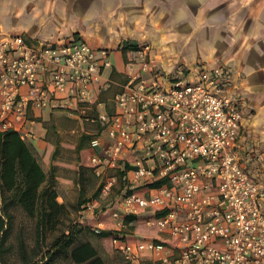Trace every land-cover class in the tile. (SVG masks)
<instances>
[{"label": "built area", "instance_id": "2783aa9c", "mask_svg": "<svg viewBox=\"0 0 264 264\" xmlns=\"http://www.w3.org/2000/svg\"><path fill=\"white\" fill-rule=\"evenodd\" d=\"M127 57L122 81L106 80L118 88L113 111L85 118L101 127L88 158L99 199L119 187L108 216L114 248L126 264H263L264 185L237 154L241 113L226 90L229 75L214 67L166 84L146 76L144 50ZM109 67L108 50L84 41L32 44L5 36L0 128L25 140L33 110L105 108L97 83ZM159 179L164 183L149 186ZM99 202L90 199L80 210L95 220V232L106 225ZM138 222L152 234L127 238Z\"/></svg>", "mask_w": 264, "mask_h": 264}, {"label": "crops", "instance_id": "0c3cea01", "mask_svg": "<svg viewBox=\"0 0 264 264\" xmlns=\"http://www.w3.org/2000/svg\"><path fill=\"white\" fill-rule=\"evenodd\" d=\"M5 33L32 44L75 39L106 48L111 67L101 71L97 86L108 112L118 88L106 80L121 82L126 69L127 56L117 48L122 41L148 43L152 64L146 76L166 84L221 67L241 113L236 149L241 166L264 185V0H0V35ZM83 111L73 106L30 112L35 123L26 140L46 175L55 168L59 203H65L59 186L80 189L79 167H91L84 137L98 127L84 128L89 124L79 115Z\"/></svg>", "mask_w": 264, "mask_h": 264}, {"label": "trees", "instance_id": "16d2710c", "mask_svg": "<svg viewBox=\"0 0 264 264\" xmlns=\"http://www.w3.org/2000/svg\"><path fill=\"white\" fill-rule=\"evenodd\" d=\"M127 56L129 51H137L138 44L122 41L117 47ZM94 115V106L91 110ZM98 126V124H97ZM101 127L98 126V132ZM97 134L85 136L88 142ZM82 150V148H79ZM53 167L46 175L36 160L33 146L20 134L12 129L0 128V264H11L7 260V254L12 250L20 259V264H107L99 247L93 244L91 239L110 238L117 235V231L110 226L109 213L114 203L101 208L105 228L98 232L93 230L95 220L81 215L82 205L90 200L79 193L78 211L80 218L77 222L61 225L60 216L64 214V203L57 201L56 179ZM93 174V167H79V181L84 183L86 176ZM97 180V177H95ZM165 179H159L150 184V187H158ZM98 182V180H97ZM98 193V191H97ZM18 209L26 216L34 219L35 244L39 250L32 248L31 254L22 238H16L15 244H9L13 229L14 213ZM134 216H128L127 220ZM137 219V218H136ZM137 221V220H136ZM108 226L110 228H108ZM146 237V236H144ZM140 234H129L127 238H144ZM49 240L42 250L41 244Z\"/></svg>", "mask_w": 264, "mask_h": 264}, {"label": "rangeland", "instance_id": "374dc122", "mask_svg": "<svg viewBox=\"0 0 264 264\" xmlns=\"http://www.w3.org/2000/svg\"><path fill=\"white\" fill-rule=\"evenodd\" d=\"M7 35H14V34H10V33H5L0 35V41L5 38V36ZM138 48L141 50L145 51V55H146V59L148 64L151 66L152 62L149 59V51H150V47L148 43H138ZM138 49V50H139ZM115 58H117L115 56ZM128 58V57H127ZM126 58V59H127ZM106 109H110L111 111H113V102H108L106 105ZM98 111H100V113H106V110L104 107L99 108ZM81 116V119H83V123H87L89 124L88 126L84 127L87 130L91 129V124L87 121H85V118L87 116H91L94 115V113L92 111H86V113H80L79 114ZM97 126V125H96ZM98 127V126H97ZM97 127H95V130H97ZM91 131V130H90ZM86 178V182L81 183V187L80 189L77 188H67L64 189L63 187L59 186V195L62 196V198L64 199L65 203H64V214L60 216L61 219V225L58 226V228H61L62 226H65L66 223L69 222H77V220H79L80 218V213L77 210L78 209V198H79V193L81 192L82 194H84V198L87 199H97L99 200V205L97 206V209H101L105 206H109L110 203L114 200V197L116 195V193L119 190V187H116L112 193V195L105 199V200H100L97 194L98 188H97V180L95 177H93V175H91L90 173H88V175L85 177ZM12 213H14V222H13V231L11 234V237L9 238L8 242L9 244H15L16 243V238L20 237L24 240L25 245L28 247V253H32L31 249L35 248V250H39L38 247L35 244V229H34V219L26 216L24 213H22L20 210L18 209H14L12 210ZM136 226V227H135ZM135 226L133 227H129V234H133V233H138L140 235L144 234L146 235H150L152 232L148 233L149 231L147 230V228L145 226H143V224L141 222H138ZM108 228H110L108 226ZM49 240H45L44 243L41 244L42 246V250H44L46 248L45 244L48 242ZM93 244H96L101 253L102 256L104 257L105 261L107 262V264H126L125 260H123L122 255L114 248L113 244L111 243V239L110 238H96L93 237L91 239ZM7 260L9 263L11 264H20V259L18 258L17 254L12 250L10 253L7 254ZM59 264H65V263H59Z\"/></svg>", "mask_w": 264, "mask_h": 264}]
</instances>
